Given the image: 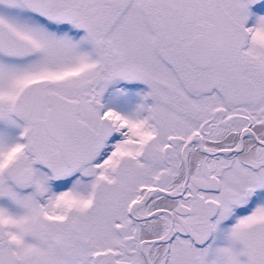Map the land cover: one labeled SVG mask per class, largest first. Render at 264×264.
<instances>
[{
	"label": "snow or ice",
	"instance_id": "snow-or-ice-1",
	"mask_svg": "<svg viewBox=\"0 0 264 264\" xmlns=\"http://www.w3.org/2000/svg\"><path fill=\"white\" fill-rule=\"evenodd\" d=\"M0 264H264V0H0Z\"/></svg>",
	"mask_w": 264,
	"mask_h": 264
}]
</instances>
